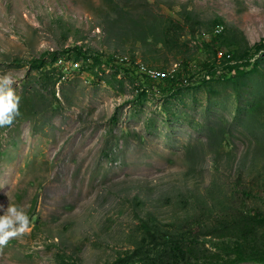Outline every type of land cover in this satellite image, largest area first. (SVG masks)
Instances as JSON below:
<instances>
[{
  "label": "rangeland",
  "instance_id": "374dc122",
  "mask_svg": "<svg viewBox=\"0 0 264 264\" xmlns=\"http://www.w3.org/2000/svg\"><path fill=\"white\" fill-rule=\"evenodd\" d=\"M97 55L194 74L164 91ZM3 72L21 99L0 127V204L29 226L0 264H168L162 238L197 219L200 250L264 264V0H0ZM239 212L263 234L223 252L247 227L223 215Z\"/></svg>",
  "mask_w": 264,
  "mask_h": 264
},
{
  "label": "trees",
  "instance_id": "16d2710c",
  "mask_svg": "<svg viewBox=\"0 0 264 264\" xmlns=\"http://www.w3.org/2000/svg\"><path fill=\"white\" fill-rule=\"evenodd\" d=\"M142 40L144 43H146V39L142 38ZM158 42H162V40ZM217 52L218 51L216 49L214 51V58H211V57L207 58L201 61L200 64L196 61V64L203 70V71L201 70L202 74L204 72H207L208 70L211 71V69H214L217 66L216 64L217 59L215 58V54L217 55ZM222 55H224V57L225 56L227 57V54H222ZM134 62L131 61V63H127V62L117 63V59L115 58L104 59L103 57L99 55H97L95 58V63H96L95 65L99 66L101 69L103 68L102 67L103 65L108 66L111 69H119L122 73L129 75L135 82H138L139 80L138 76L141 73L139 72L138 66L137 67L135 66ZM181 68L182 69L179 71L178 69L174 71L173 74H170L168 76H161V80L167 79L162 82L159 81V77H155V78H151L149 76H146V77L144 76V77L148 81H152V82L157 80L160 88H162L164 91H169L171 88H176L178 85H181L180 81L182 79L183 74L187 73L188 75H190V77L193 76L194 73H193L192 67L189 64V61L182 62ZM177 71H178L177 77L174 79ZM187 80L189 79L188 78L182 79V84H184L183 82ZM140 94L146 95L147 94L146 90H142ZM246 193L252 194L253 192L251 190H248ZM223 217H224V220H223L222 226H227V225H232V224L238 225L241 222H242L241 227L247 226L246 228L241 229V232H239L238 235H229L226 237L224 241H221L219 243L214 242V246L219 247L221 251L223 252L228 251V248L224 246L223 242L225 243L236 242V243L242 244V242H244V240L246 239H251V240L259 239V237H257V233H260V235L263 234V232L257 231L260 229L258 226H256L255 228H252V226H248L245 224L247 222H250L253 224L259 223V217L257 216H252L250 219L248 218L246 214H244V212H239V215L226 214V215H223ZM194 223H197V224L194 225ZM194 223L189 224L185 228L183 233H178L179 237H175L174 236L175 234L171 232L172 233L171 238L169 239L167 237L162 238V240L166 241L164 244H162V253L163 255H166L169 258L166 262L168 264H200L204 262H207L209 264H219V261H221L224 264L225 262H227L229 257H224L222 255L217 257V253L208 252L204 250V247H201V250H200V244L206 241L205 240L206 234L203 232V229L206 228L207 225L203 223L200 219L195 220ZM144 229H145L146 236H154V234H156V231H157V229H155L149 224H144ZM215 229H216V232L219 230L217 227ZM216 235L219 236L220 238H223V235H221V233L217 232ZM176 247H178L179 251L183 254V257H181V260L184 259V261L182 263L176 262L172 258V252H179L175 250ZM196 250H200V252H196ZM189 252L191 254H189ZM188 254L190 258L188 257ZM237 254L241 255L242 253L240 252ZM145 259L141 258L138 261L140 263L147 264Z\"/></svg>",
  "mask_w": 264,
  "mask_h": 264
},
{
  "label": "clouds",
  "instance_id": "9594fccd",
  "mask_svg": "<svg viewBox=\"0 0 264 264\" xmlns=\"http://www.w3.org/2000/svg\"><path fill=\"white\" fill-rule=\"evenodd\" d=\"M14 76L10 72L0 73V127L11 125L19 115L20 95L14 89ZM0 245L9 238L25 232L29 226V217L23 207L16 204H0Z\"/></svg>",
  "mask_w": 264,
  "mask_h": 264
},
{
  "label": "bare ground",
  "instance_id": "6f19581e",
  "mask_svg": "<svg viewBox=\"0 0 264 264\" xmlns=\"http://www.w3.org/2000/svg\"><path fill=\"white\" fill-rule=\"evenodd\" d=\"M227 57L229 58L230 54H227ZM138 69H139V72L141 74H143L145 76L153 77V78L159 77V76H168L170 74H173V72H168V73L167 72H163V71H161V70H159L157 68L150 67V66L145 65V64H139L138 65ZM205 75H203V76H205ZM209 76H211V75L207 74V77H209Z\"/></svg>",
  "mask_w": 264,
  "mask_h": 264
},
{
  "label": "built area",
  "instance_id": "2783aa9c",
  "mask_svg": "<svg viewBox=\"0 0 264 264\" xmlns=\"http://www.w3.org/2000/svg\"><path fill=\"white\" fill-rule=\"evenodd\" d=\"M220 29H221V27L218 25L217 28H216V30H220ZM222 51H224V50H219V54ZM215 58L217 59V61H219V56H216ZM205 74H210V73L207 71V72L203 73V75H205ZM159 81H161V76H159ZM183 83H190V82H189V80H187V81H185Z\"/></svg>",
  "mask_w": 264,
  "mask_h": 264
}]
</instances>
